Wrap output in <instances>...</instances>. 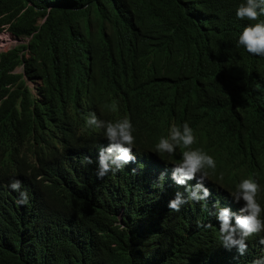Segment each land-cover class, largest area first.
Listing matches in <instances>:
<instances>
[{
	"label": "clouds",
	"instance_id": "clouds-1",
	"mask_svg": "<svg viewBox=\"0 0 264 264\" xmlns=\"http://www.w3.org/2000/svg\"><path fill=\"white\" fill-rule=\"evenodd\" d=\"M161 5L182 36L162 16L123 2L102 14L80 13L61 37L65 45L37 59L31 36L0 31V55L20 49L22 59L0 70V175L19 191V178L61 173L60 160L92 162L100 179L124 167L155 172L159 184L178 191L173 200L174 192L165 196L170 210L188 201L217 206L221 245L243 256L250 237L264 246V158L248 149L240 168L228 169L239 174L234 189L225 184L228 174L215 180L213 173L233 135L225 121L264 142V0ZM17 39L27 42L14 45ZM71 61L78 68L65 74ZM20 196L27 204L28 194Z\"/></svg>",
	"mask_w": 264,
	"mask_h": 264
},
{
	"label": "trees",
	"instance_id": "trees-1",
	"mask_svg": "<svg viewBox=\"0 0 264 264\" xmlns=\"http://www.w3.org/2000/svg\"><path fill=\"white\" fill-rule=\"evenodd\" d=\"M122 2L162 16L182 36L181 28L163 17L159 0H0V31L8 27L17 36H31L29 52L37 59L50 47L65 45L61 37L71 34L80 13L102 14ZM173 18L180 22L178 15ZM19 50L0 55V70L7 73L20 64ZM75 68L71 61L64 72ZM225 123L233 135L225 141L226 161L217 163L213 177L222 180L228 174L225 184L234 189L239 174L228 169L239 167L248 149L264 158V142L256 132ZM138 145L152 148L142 140ZM170 157L179 159L177 153ZM55 164L61 173L46 171L44 180L19 178V191L9 187L12 177L0 175V264H252L264 257L256 236L248 239L243 256L221 245L217 206L188 201L179 212L170 210L165 196L174 192L173 200L178 191H169L165 180L159 184L155 172L124 167L100 179L92 162ZM140 174L149 176L143 180ZM21 192L28 194L27 204L18 203Z\"/></svg>",
	"mask_w": 264,
	"mask_h": 264
},
{
	"label": "rangeland",
	"instance_id": "rangeland-1",
	"mask_svg": "<svg viewBox=\"0 0 264 264\" xmlns=\"http://www.w3.org/2000/svg\"><path fill=\"white\" fill-rule=\"evenodd\" d=\"M27 42V39H17L14 43V45H20V44H23V43H26Z\"/></svg>",
	"mask_w": 264,
	"mask_h": 264
}]
</instances>
